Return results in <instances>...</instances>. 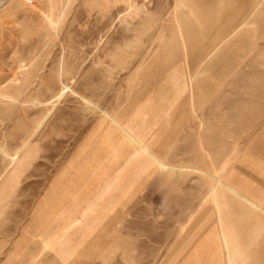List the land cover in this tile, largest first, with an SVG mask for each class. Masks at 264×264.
Instances as JSON below:
<instances>
[{
    "label": "rangeland",
    "instance_id": "1",
    "mask_svg": "<svg viewBox=\"0 0 264 264\" xmlns=\"http://www.w3.org/2000/svg\"><path fill=\"white\" fill-rule=\"evenodd\" d=\"M263 8L0 0V264H264Z\"/></svg>",
    "mask_w": 264,
    "mask_h": 264
},
{
    "label": "crops",
    "instance_id": "2",
    "mask_svg": "<svg viewBox=\"0 0 264 264\" xmlns=\"http://www.w3.org/2000/svg\"><path fill=\"white\" fill-rule=\"evenodd\" d=\"M99 168V167H98ZM95 168L94 171H98L100 169ZM93 171V173H94ZM106 180V179H105ZM108 180V179H107ZM93 188V187H92ZM105 188V185H102V189ZM99 197V196H98ZM102 197V196H101ZM95 203H99L98 201H93ZM14 245L17 246H21L24 244H21L19 241L15 242ZM42 245V244H41ZM28 247V246H27ZM16 248L14 247L13 249V253L11 254L13 257V264H50V262H52V260H50V262H48L47 258H46V254L44 252V250L42 251L41 256L38 254V256L35 258V256L32 258V262L31 259L28 258V256H31L30 250L32 251L33 248ZM43 245H42V249H43ZM21 250H25V251H21ZM21 252V253H19ZM25 252V253H24ZM20 254H22V256L20 257ZM17 257H19L17 259ZM54 264V263H53ZM186 264H191V263H186ZM194 264V263H193Z\"/></svg>",
    "mask_w": 264,
    "mask_h": 264
},
{
    "label": "bare ground",
    "instance_id": "3",
    "mask_svg": "<svg viewBox=\"0 0 264 264\" xmlns=\"http://www.w3.org/2000/svg\"><path fill=\"white\" fill-rule=\"evenodd\" d=\"M253 4V3H252ZM262 4V3H261ZM261 4H260V6H261ZM248 4H246V6H247ZM254 5V4H253ZM262 7V6H261ZM244 8H245V6H244ZM251 9V8H250ZM264 9V8H263ZM248 11V10H247ZM237 14V13H236ZM235 14V15H236ZM243 15V14H242ZM237 16V15H236ZM260 18V16H257V17H255L254 19L255 20H258ZM249 19V18H248ZM240 19V18H238V17H236V19H235V24H239V23H242V22H249V20H251V19ZM232 22V21H231ZM233 23V22H232ZM237 34H239V31L237 30V32L236 33H234V35L233 36H237ZM176 72V71H175ZM127 131V130H126ZM129 134V133H128ZM130 135V134H129Z\"/></svg>",
    "mask_w": 264,
    "mask_h": 264
}]
</instances>
